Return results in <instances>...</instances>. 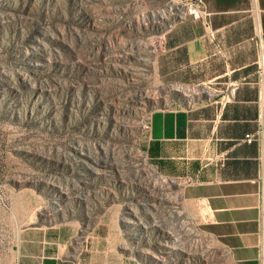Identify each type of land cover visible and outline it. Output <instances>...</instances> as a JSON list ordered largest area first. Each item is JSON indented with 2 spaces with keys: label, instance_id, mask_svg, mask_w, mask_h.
Returning <instances> with one entry per match:
<instances>
[{
  "label": "rangeland",
  "instance_id": "1",
  "mask_svg": "<svg viewBox=\"0 0 264 264\" xmlns=\"http://www.w3.org/2000/svg\"><path fill=\"white\" fill-rule=\"evenodd\" d=\"M186 20L182 0H0V264L26 229L61 224L77 248L111 236L123 264H237L192 179L150 156L154 112L207 97L157 72Z\"/></svg>",
  "mask_w": 264,
  "mask_h": 264
},
{
  "label": "crops",
  "instance_id": "2",
  "mask_svg": "<svg viewBox=\"0 0 264 264\" xmlns=\"http://www.w3.org/2000/svg\"><path fill=\"white\" fill-rule=\"evenodd\" d=\"M202 22L172 26L157 59L167 84L202 87L203 101L160 109L151 118L150 156L169 176H189L188 198L201 202L208 230L237 264L264 262V134H258L264 84V0H206ZM220 98V99H219ZM67 224L26 229L16 264H123L102 232L74 245Z\"/></svg>",
  "mask_w": 264,
  "mask_h": 264
},
{
  "label": "built area",
  "instance_id": "3",
  "mask_svg": "<svg viewBox=\"0 0 264 264\" xmlns=\"http://www.w3.org/2000/svg\"><path fill=\"white\" fill-rule=\"evenodd\" d=\"M188 3V12H190V19H194L203 23L209 35L213 38L215 33L212 30L211 13L206 0H183ZM260 97V117H259V131L258 134L249 136L247 141H260L264 134V84L261 85ZM264 193V182L262 181V194Z\"/></svg>",
  "mask_w": 264,
  "mask_h": 264
},
{
  "label": "bare ground",
  "instance_id": "4",
  "mask_svg": "<svg viewBox=\"0 0 264 264\" xmlns=\"http://www.w3.org/2000/svg\"><path fill=\"white\" fill-rule=\"evenodd\" d=\"M183 1V0H182ZM183 2H185V1H183ZM187 3V2H186ZM187 11H188V3H187Z\"/></svg>",
  "mask_w": 264,
  "mask_h": 264
}]
</instances>
